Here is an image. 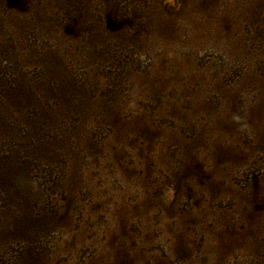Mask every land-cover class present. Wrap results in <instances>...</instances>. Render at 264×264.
I'll use <instances>...</instances> for the list:
<instances>
[{"label": "rangeland", "instance_id": "obj_1", "mask_svg": "<svg viewBox=\"0 0 264 264\" xmlns=\"http://www.w3.org/2000/svg\"><path fill=\"white\" fill-rule=\"evenodd\" d=\"M123 1L0 0V264H264V0Z\"/></svg>", "mask_w": 264, "mask_h": 264}, {"label": "trees", "instance_id": "obj_2", "mask_svg": "<svg viewBox=\"0 0 264 264\" xmlns=\"http://www.w3.org/2000/svg\"><path fill=\"white\" fill-rule=\"evenodd\" d=\"M108 1H110L112 3V7H114V8H115V6H119V9H121V10L124 8V6L122 4L123 0H108ZM118 1H119V4H117ZM123 2L126 3V1H123Z\"/></svg>", "mask_w": 264, "mask_h": 264}]
</instances>
